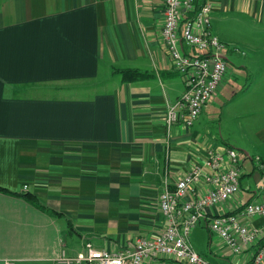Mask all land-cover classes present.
<instances>
[{
  "label": "crops",
  "instance_id": "obj_1",
  "mask_svg": "<svg viewBox=\"0 0 264 264\" xmlns=\"http://www.w3.org/2000/svg\"><path fill=\"white\" fill-rule=\"evenodd\" d=\"M211 5L212 30L237 64L193 127L168 130L166 107L186 87L162 37V0H0V187L46 208L0 192V264L153 239L167 224L161 192L213 151L238 150L243 175L241 192L207 217L264 203V0ZM128 69L147 76L124 81ZM198 187L210 191L203 179ZM191 244L211 264H249L264 234L235 252L202 220Z\"/></svg>",
  "mask_w": 264,
  "mask_h": 264
},
{
  "label": "built area",
  "instance_id": "obj_2",
  "mask_svg": "<svg viewBox=\"0 0 264 264\" xmlns=\"http://www.w3.org/2000/svg\"><path fill=\"white\" fill-rule=\"evenodd\" d=\"M162 2L165 17L162 37L173 69L183 77L186 87L177 101L168 103L165 123L168 130L176 125L191 128L213 101L229 72L228 47L212 30L211 0ZM183 45L196 54L187 53ZM239 156L234 148L213 151L174 188L166 185L159 205L167 224L160 235L138 239L133 248L115 253L88 243L76 255L64 251L56 264H170L171 260L181 264H211L191 244L193 230L202 220H206L210 231L224 239L235 252L240 251L241 245L257 243L264 234V226L250 229L243 220L264 218V203L254 201L236 212L207 217L208 209L241 192L243 173ZM255 161L259 169H264L260 158ZM202 179L210 185V191L199 196L198 184ZM27 191L28 185H23V192ZM249 264H264V246Z\"/></svg>",
  "mask_w": 264,
  "mask_h": 264
},
{
  "label": "trees",
  "instance_id": "obj_3",
  "mask_svg": "<svg viewBox=\"0 0 264 264\" xmlns=\"http://www.w3.org/2000/svg\"><path fill=\"white\" fill-rule=\"evenodd\" d=\"M119 73L123 77L124 81L140 80V79H143V78H145L147 76L144 73H139L138 71L130 70V69L121 70V71H119ZM241 178H242V176H241ZM0 192H5V193H8V194H12V195H19V196L23 197L24 199H26L27 201H29L34 206H36V207H38L40 209H46L42 204H40L38 202L37 199H35L34 195H32L30 193H24V194L23 193H20V194L19 193H14V192H11V191L6 190V189L1 188V187H0Z\"/></svg>",
  "mask_w": 264,
  "mask_h": 264
},
{
  "label": "rangeland",
  "instance_id": "obj_4",
  "mask_svg": "<svg viewBox=\"0 0 264 264\" xmlns=\"http://www.w3.org/2000/svg\"><path fill=\"white\" fill-rule=\"evenodd\" d=\"M228 47V46H227ZM229 60H230V62L232 61V63L233 62H235L236 64H237V59H235L234 57H229ZM243 81V80H242ZM240 82H241V80H240Z\"/></svg>",
  "mask_w": 264,
  "mask_h": 264
}]
</instances>
